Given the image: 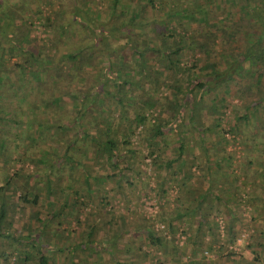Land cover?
<instances>
[{"label": "trees", "instance_id": "1", "mask_svg": "<svg viewBox=\"0 0 264 264\" xmlns=\"http://www.w3.org/2000/svg\"><path fill=\"white\" fill-rule=\"evenodd\" d=\"M98 1L100 0H11L8 3L5 0H0V132H5L4 136H0V157H3L5 152L6 154L10 153L12 149L7 147L6 132H12L10 138L13 143L12 147L23 139L25 132H73L75 137L82 134L91 139L92 145L95 146L93 154L101 157L100 160L94 158L99 164L101 161H111L109 167L118 165L119 156L127 163V161H131L130 157L125 153L119 155L117 150L123 146L130 154L133 153L132 148L126 147L129 145L128 138L134 135L136 126H142L150 119L145 112L153 111L158 107L161 111L169 113L170 118H159L151 124V127L154 128L152 134L156 139L151 141L153 147L149 153L154 154L152 161L156 162L159 155L155 154V151L156 153L157 150L160 151L157 143L161 140L160 138L166 135L167 131H177L176 126L182 123L183 109L187 107L186 115L192 120L193 111H195L193 105L196 101L201 100L204 93L214 90L221 84H226L224 91L230 86L237 90V84H231L233 71H241L245 67L253 66L255 60L262 57L261 50L264 51V0H240L238 4L233 0L221 2V12L226 19L234 21L237 18L236 15H231L234 7H237L238 15L239 11L242 13L243 18L239 23L236 20L232 22L233 25L245 22H249L251 25L250 32L249 30L245 32L237 30L240 36L243 35L249 46L237 56H232L229 61L226 60L225 66L221 63L223 66L221 70L213 65H208L206 72L200 71L199 73L192 71L196 67L197 60H193L194 62L187 66L181 63V57H186V54L195 51L201 53L211 49L206 44L209 36H212V33L220 36L221 33L228 31V26L222 24L217 26L215 23H211L212 26H216L213 31L205 29L210 24L209 9L193 10L190 6L192 0H179V2L171 3L168 7L164 5L166 0H102L105 5L109 4L104 8H101ZM159 4L163 6H159L161 8L156 10ZM56 5L59 7L58 9L54 8ZM154 10L157 13H154ZM19 15L23 18L18 20ZM32 18L39 21L42 37L31 28ZM26 22H28L27 27L25 26ZM43 35L47 41L54 45L50 54L44 52ZM61 41L64 43L61 44ZM122 50L128 52L123 53ZM12 58L15 60L11 61ZM261 59L264 63V57ZM86 74L89 86L85 83L84 76ZM168 80H170L169 84H167ZM159 84L164 85L169 91L167 102L160 104L151 96L157 91ZM64 97L71 99L67 106L62 103ZM107 99H111L115 103L113 108L119 107L117 116L106 112L97 115L87 114L88 111H92L94 102L102 101L105 105ZM126 104H133L130 112L122 110ZM167 107L170 109L169 111L166 110ZM36 111L41 113L42 117L30 116ZM69 113H72V116L67 119ZM87 117L90 119L86 120ZM109 118L111 120H108ZM243 118H245V112H243ZM25 122L28 123L29 130ZM197 134L201 135L202 133L197 131ZM37 136L36 134L34 137ZM33 139L30 135L26 137L28 142H35ZM73 140V137L69 140L70 142L67 139L64 140V148L61 149L58 160L62 162L63 159H66L68 163L71 158L72 163L75 162L79 165L76 159L73 160L71 156H68V150L71 149ZM259 144L260 142L258 144L251 143L249 149L255 151ZM183 149L184 144L181 138H178L175 157H168L162 164L165 171L169 170L167 175H176L177 172L182 171L181 168L176 170L172 164L178 162L180 167L182 160L180 161L178 158L182 155ZM42 151L43 154H47L46 150ZM50 152L54 153L53 149ZM10 154L11 156L4 155V158H7L6 164L17 163L18 159L11 158L15 151L12 150ZM200 155L205 161L209 160L206 151L201 153L199 150L192 151L191 159H199ZM246 156L250 157V154L247 153ZM46 158L45 155H39L36 161L42 164L46 170L43 180L44 190L52 200L53 194L59 195L64 192V186L63 184L59 186L52 184L49 179L48 166H51L50 163L53 162L48 165ZM125 165L123 164L120 169H127ZM196 165L198 166L197 163ZM202 165H199L198 169L205 167ZM6 166L8 167V165ZM19 170H15L8 178H5L6 175L3 174L1 179L0 230L7 222V210L14 213L13 209L28 205L29 210L36 211L39 206L37 190L41 186V180L35 181L36 179L31 178L32 174L30 173L23 178L18 172ZM116 175L118 176L113 180L112 186L114 184L118 186L125 180L122 173L114 172L110 176L105 173L104 177L109 180L110 177ZM84 177L87 179L92 175L86 173ZM165 178L169 179L168 182H172L168 176ZM188 179L189 176L182 175L178 177L176 187L173 186V190L176 192L175 203L177 206L173 216L175 220L189 216L187 212L191 210L187 203L194 201L195 207L198 209L201 202H207L205 207L211 202L209 200L211 198H208V192L211 190L207 188V191L198 193L194 188L188 186ZM168 182L163 178L158 186L165 191L170 187L166 185ZM108 189L110 192L112 191L111 186ZM116 190L113 189L114 192ZM71 193L73 192L69 189L65 199L72 197ZM88 197L78 198L79 202H85V205L89 200L84 198ZM212 198L216 197L212 195ZM65 199L62 200V208H65L67 203ZM108 202L107 196L97 198L94 207H97L98 211L95 212V217L87 229L86 237H90L96 222L101 219L105 221L107 229H112L111 224L117 221L116 217L111 213L107 215L103 213V208ZM51 203L48 205V211H53L50 209L52 208ZM70 208L76 211L78 203H74V205L70 203ZM205 213L208 214L209 210L206 209ZM74 217L79 221L77 216ZM35 220L41 223L35 233H38V236L33 235L27 228L23 229L18 236L0 231L3 238L16 240L20 244L13 248L17 256L12 264H33L34 262L36 264H51L45 252H54L56 247L42 248L37 242L38 238H41L39 234L42 235L46 220L41 217H35ZM125 220L123 215L118 220L119 232L124 229ZM204 222H206V217L204 214H200L196 226L197 232L198 225H204ZM142 225L135 236L142 233L147 245L162 248L163 241L167 240L166 236L171 227L163 235H160L154 232L150 226ZM197 232L195 236H197ZM224 234L230 243L234 242L238 236L233 233L229 225L225 228ZM117 236L112 237L115 239ZM77 245L80 252L87 253V261H91L93 255L97 256L100 253L88 238ZM257 245L260 246V243ZM262 249L264 251V245ZM56 250L60 251V248ZM62 250L64 255H60V263L65 264L62 262L63 260L68 262L66 264H76L71 257L74 247L66 245ZM123 250L127 252L129 249L124 245ZM10 255L11 252L2 250L0 253L1 264L8 263ZM31 255L32 260L30 259ZM175 255L179 259V252H176ZM162 256L164 259L167 257L165 254ZM161 262L165 263L166 261L161 259Z\"/></svg>", "mask_w": 264, "mask_h": 264}, {"label": "rangeland", "instance_id": "2", "mask_svg": "<svg viewBox=\"0 0 264 264\" xmlns=\"http://www.w3.org/2000/svg\"><path fill=\"white\" fill-rule=\"evenodd\" d=\"M5 1L10 3L11 0ZM222 1L224 0H192L190 2V6L195 11L209 9L210 24L205 27L207 31L215 29L216 26H212L211 23H215L217 26L219 24L228 26V31L220 34L223 37L214 33L209 36L208 42L205 43L211 49L201 53L195 51L186 54V57H181V63L187 66L194 62L193 60H197L196 67L192 69L195 73L206 72L208 65H213L221 70L225 66L226 60L229 61L232 56H237L249 46V43L243 35L238 34L237 30L242 32L249 30L250 32L251 25L249 22L233 25L232 22L236 20L239 23L243 15L241 16L240 11L238 15L237 7H234L231 15H236L237 18L234 21L226 19L221 12ZM233 1H237L238 4L240 0ZM98 2L101 8L109 6L108 3L105 5L102 0ZM173 2H179V0H166L164 5L168 7ZM161 5L159 4L156 10L161 8L159 7ZM56 6L54 8L58 9L59 7ZM156 10L153 12L157 13ZM17 18L19 20L23 17L19 15ZM32 21L31 28L42 37L39 21L35 18H32ZM27 25L28 22L25 26L27 27ZM63 43L61 41V44ZM43 44L44 52L50 54L54 45L47 41L44 35ZM122 52L127 53L128 51L122 50ZM261 55L264 57L263 50H261ZM262 57L255 60L253 66L245 67L241 71H233L231 84H237V90L230 86L224 91L226 84H221L214 90L204 93L201 100L196 101L193 105L195 111H193L192 120L186 115L187 107H185L182 123L176 126L177 131H167L166 135L160 138L159 142L157 141L160 151L157 150V153L155 151V154L159 155L156 162L152 161L154 154L149 153L153 147L151 141L156 139L152 134L154 128L151 127V124L159 118H170L169 113L161 111L158 107L153 111L145 112L150 119L142 126H136L134 135L128 138L129 145L126 147L132 148L133 153L130 154L123 146L117 150L119 155L125 153L131 161L126 163L119 156L118 165L110 167L108 165L112 163L111 161H101L100 164L96 162L94 158L100 160L101 157L93 154L95 146L92 145L91 139L82 134L75 137L73 132H25L24 135L22 134L23 139L12 147L13 143L10 141L12 132H6L7 147L12 148L10 153L12 150L15 151L11 158H16L19 161L12 162L11 165L6 164L7 158H4V155L11 156L6 152L2 155L3 157H0V184L3 174L6 175L5 178H8L15 170L20 169L18 172L21 177L24 178L30 173L32 174L31 178L36 179L35 181L41 180V186L37 190L39 194L38 209L31 211L26 205L13 209L14 213L7 210V222L0 231L18 236L23 229L27 228L34 235L41 224L35 220V217L45 219L42 235L39 234L41 238L35 239L42 248L48 246L60 248V251L54 249V252H45L51 264H61L59 258L60 255H64L62 248L66 245L74 247L71 257L76 264H264L262 249L264 245V144H261L264 143V63ZM14 60L15 58H12L11 61ZM256 78L258 79L256 80ZM84 79H86V85L89 86L87 74ZM169 82L170 80L167 81V84ZM168 92L164 85L159 84L157 91L151 96L159 101V104L165 103L168 100ZM258 99L259 102H257ZM111 101V99H107L105 105L102 101L94 102L92 111H88L87 114L97 115L106 112L117 116L119 107L113 108L115 103ZM70 102L69 97L62 99L65 106ZM132 106L133 104H126L122 110L130 112ZM243 112H245V118H243ZM30 116L42 117V114L36 111ZM71 116L72 113H69L67 119H70ZM25 124L29 130L28 123L25 122ZM196 130L202 134L198 135ZM4 133L0 132V136H4ZM36 134L38 136L34 137ZM27 135L33 137L35 142H28ZM71 137L74 140L71 149L68 150V156H71L73 160L76 159L79 165L75 162L72 163L71 158L68 163L66 159H63L62 162L58 160L60 151L64 148V140L67 139L70 142ZM178 138H181L184 144L182 155L178 158L182 161L180 167L178 162H174L172 166L176 170L181 168L182 171L171 176V174L167 175L169 170L165 171L162 164L168 157H175ZM258 142L260 144L255 148V151L249 149L251 143L258 144ZM51 149L54 153L50 152ZM42 150H46L47 154H43ZM195 150H199L201 153L206 151L209 160L205 161L201 155L199 159L192 160V151ZM247 153L250 154V157L246 156ZM39 155L47 157L48 165L53 162L50 163L51 166H48L49 179L52 184L54 186L63 184L64 186V192L59 195L53 194L52 200L44 190L43 180L46 170L42 164L36 161ZM54 160H58V163ZM196 163L198 166L203 164L202 166L205 165V167L198 169ZM123 164H126L127 169H120ZM114 172L122 173L126 181L120 182L118 186L115 184L112 186L113 180L118 175L110 177L108 180L105 179L104 174L108 173L110 176ZM86 173L92 177L85 179ZM182 175L189 176L188 186L194 188L198 193L207 191V188L210 189L208 198H211L209 199L211 202L207 207H205L207 202H201L198 209H196L194 201L189 202L187 203L191 210L187 212L189 216L175 220L173 216L177 206L175 203L176 192L173 189L176 187L178 177ZM165 176H168L172 182H168L169 179H166ZM163 178L168 182L166 185L170 186L165 191L158 186ZM110 186L111 192L108 189ZM69 189L73 192L71 193L72 197L65 199ZM113 189L117 190L114 192ZM211 194L216 198H212ZM83 196H89L84 198L89 200L85 205V202H79ZM100 196H107L109 201L104 206L103 213L105 215L111 213L117 221L111 224L112 229H107L104 220L97 221L90 237H86L87 229L95 217V212L98 211L94 206ZM63 199L65 202L67 201L65 208H62ZM50 202H52L50 209L53 211H48ZM70 203L72 205L78 203L76 211L70 208ZM204 209L205 211L208 209L209 213L206 214ZM200 214L205 215L206 222L204 225H198L197 232L196 226ZM122 215L126 220L123 224L124 229L119 232L118 220ZM73 216H77L79 221ZM172 218L173 221H171ZM142 224L150 226L154 232L160 235H163L171 227L166 236L167 240L163 241L162 248L147 245L142 233L137 235L138 238L135 236V233L137 234V231L143 226ZM228 225L233 233L238 234L235 241L231 243L226 240L224 234ZM196 232L197 236H195ZM35 235L38 236V233ZM115 235L118 236L114 239L112 236ZM87 238L100 252L97 256L93 255L91 261H87V253L80 252L77 245ZM259 243L260 246L257 245ZM18 245H20L18 241L3 238L0 234V253L2 250L11 252L8 263L4 264L15 262L17 255L13 248ZM124 245L129 249L127 252L123 250ZM176 252H179V259L175 255ZM162 254L167 256L166 259ZM65 258L67 259L68 256L66 255ZM30 259L32 260V255ZM161 259L166 262H161ZM62 262L68 263L63 260Z\"/></svg>", "mask_w": 264, "mask_h": 264}]
</instances>
